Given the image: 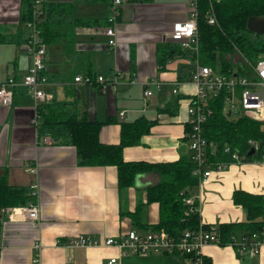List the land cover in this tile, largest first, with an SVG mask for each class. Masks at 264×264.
Returning a JSON list of instances; mask_svg holds the SVG:
<instances>
[{
	"label": "crops",
	"instance_id": "crops-1",
	"mask_svg": "<svg viewBox=\"0 0 264 264\" xmlns=\"http://www.w3.org/2000/svg\"><path fill=\"white\" fill-rule=\"evenodd\" d=\"M99 1L107 2L106 7L101 5L102 11L77 14V3ZM192 1L125 0L116 7L117 15L110 23L112 1L33 2L37 11L41 3H72L73 12L65 15L64 21L87 20L75 26L72 43L46 44L44 74L48 83L43 88L51 101L77 99L78 109L89 119L109 120L99 130V139L105 144L119 142L122 122L140 116L157 120L138 144L123 147L126 161L167 162L190 153L183 137L187 105L196 92L190 79L197 62L190 52L194 49L186 48L184 55L168 60L161 69L157 59L159 46L175 43L168 34L175 23L187 18ZM26 5L23 0H0V81L12 77L19 82L12 103L0 105V175L5 174L7 182L15 186L29 187L37 181L38 194L32 202L38 203L39 219H28L15 208L0 210V264H33L37 241L42 245L41 264H106L111 257L117 258L116 264H191L180 254L122 256L113 245L67 244L78 235L101 241L129 229L150 231V225L159 219L156 202L141 209L140 222L147 223L148 229L134 226L126 213L145 202V187L159 177L153 172L142 173L132 186L120 190L116 166L80 165L72 144L55 141L51 132L40 126L31 90L20 84L32 63L26 50L32 30L21 23ZM107 26L115 30L113 45L104 33ZM76 75H88L92 82L74 83ZM97 75L111 81L110 86L103 89ZM178 96L175 113L158 112ZM31 167L35 174L29 171ZM236 189L264 194V158L231 163L197 186L194 194L203 226L244 220V210L232 201ZM201 252L213 264H264V243L255 256L220 243L204 245Z\"/></svg>",
	"mask_w": 264,
	"mask_h": 264
},
{
	"label": "trees",
	"instance_id": "trees-1",
	"mask_svg": "<svg viewBox=\"0 0 264 264\" xmlns=\"http://www.w3.org/2000/svg\"><path fill=\"white\" fill-rule=\"evenodd\" d=\"M25 1L26 8L21 13V23H33L37 39L43 44L74 40V28L87 23L75 19L65 22L64 16L73 12V4L41 3L39 13L35 11L33 0ZM112 1V0H106ZM197 49L190 51L198 63L212 67L221 74L251 76L250 63L264 54V35L255 34L246 28V21L252 15L264 14V0H195ZM213 14L214 22L209 23ZM187 50L179 43L167 42L158 48L157 63L163 68L165 63ZM235 56L241 60L235 61ZM226 90L219 91L207 101L211 113L201 125V133L206 140V157L209 162L228 161L231 152L243 155L245 161L264 158V122L245 115L228 118L224 109ZM179 96L173 102L158 108V112L175 113ZM192 100L195 98L190 97ZM77 99L71 102H41L36 106L40 126L51 132V137L61 143L72 144L78 163L85 166L114 165L117 169L118 188L126 189L134 184L137 175L156 173L159 180L145 187L146 200L139 203L132 212L126 213L134 226L148 229L147 223L140 222L142 206L156 202L159 209L157 223L151 230L164 229L170 236L178 237L184 230L197 229L200 215L198 210L189 211L184 199L195 195L198 176L193 174L195 162L189 154H181L177 160L167 162L126 161L123 147L138 144L142 135L150 132L156 119L140 116L133 121L120 124V140L117 144H105L99 139V130L106 121L89 119L78 109ZM183 140L189 142L190 123L184 125ZM257 144L254 153L249 154ZM228 146L230 152L224 151ZM34 199L29 187L15 186L7 182L6 175H0V210L5 207L25 205ZM234 204L242 207L243 221L223 222L217 227L219 243L226 245L243 235L264 230V194L236 189L232 193ZM198 206V200H194ZM208 228L207 225H201ZM201 264H213L203 257Z\"/></svg>",
	"mask_w": 264,
	"mask_h": 264
},
{
	"label": "built area",
	"instance_id": "built-area-1",
	"mask_svg": "<svg viewBox=\"0 0 264 264\" xmlns=\"http://www.w3.org/2000/svg\"><path fill=\"white\" fill-rule=\"evenodd\" d=\"M34 4L40 0H33ZM125 0H112L108 22H112L116 14V7ZM37 13L39 11L35 10ZM196 5L192 1L187 18L182 22L173 25L168 34L169 38L186 49H197V26H196ZM209 23L214 22L213 14L209 17ZM32 30V35L26 41V50L31 56V67L24 76L20 84L26 85L30 90L35 105L41 102H50L51 95L47 93L43 86L48 83L44 74L46 45L41 43L35 36L36 30L33 23H27ZM104 33L109 37L108 44L115 43V30L107 26ZM252 71L251 76L221 74L212 67L195 63L190 79L196 85V92L192 95L187 105L188 118L186 122L190 123L191 131L189 133L188 147L191 159L195 162L193 174L198 176V185L208 180L213 171H222L231 163H240L245 161L244 156L236 151L231 152L230 160L209 162L206 157V140L201 133V125L205 122L211 109L207 105V99L216 95L221 90H226L224 100V109L228 118L232 115H245L254 120L264 122V56H260L254 63H250ZM96 81L101 83L103 89L110 86L111 81H107L103 75H97ZM92 78L88 75H76L74 83H91ZM115 82V80H113ZM19 84L14 78L8 77L0 81V105L8 106L13 101L14 87ZM150 94L149 90H146ZM255 149L257 144L249 140ZM224 151L230 152L228 146ZM31 173L36 172L35 167L29 169ZM32 195L37 198L38 183L35 180L29 185ZM197 200L196 195H190L184 199L189 211L198 210L194 204ZM18 210L26 218L32 220L39 219V206L37 202H30L18 207H5L1 211L8 209ZM199 227L192 230H184L180 236H170L164 229L139 232L135 229H129L125 234L118 237H107L103 240H96L89 236L78 235L72 238L67 244L72 247H83L95 244L113 245L120 250L122 256L128 254L146 255V254H180L188 257L191 264H201L203 255L201 247L207 244L219 243L217 227L211 225L203 228L201 221ZM264 243V230L254 232L250 235H243L233 239L229 245L235 247L239 253H248L251 256L258 255L261 245ZM33 264H41V248L39 241L35 242ZM117 258L111 257L106 264H116Z\"/></svg>",
	"mask_w": 264,
	"mask_h": 264
},
{
	"label": "water",
	"instance_id": "water-1",
	"mask_svg": "<svg viewBox=\"0 0 264 264\" xmlns=\"http://www.w3.org/2000/svg\"><path fill=\"white\" fill-rule=\"evenodd\" d=\"M246 28L255 34L264 35V14L252 15L246 21ZM255 152V147H251L249 154Z\"/></svg>",
	"mask_w": 264,
	"mask_h": 264
},
{
	"label": "rangeland",
	"instance_id": "rangeland-1",
	"mask_svg": "<svg viewBox=\"0 0 264 264\" xmlns=\"http://www.w3.org/2000/svg\"><path fill=\"white\" fill-rule=\"evenodd\" d=\"M79 3H77V5L75 7L77 14H85V12H88L89 10L90 11H97V9H100L102 11L104 8L101 5L106 7V4H107V2H103V1L83 3L82 5H80ZM261 56H264V54H262ZM237 60L238 61L241 60L239 58V56H235V61H237ZM237 116H239V114L232 115V116H230V118L235 119Z\"/></svg>",
	"mask_w": 264,
	"mask_h": 264
}]
</instances>
